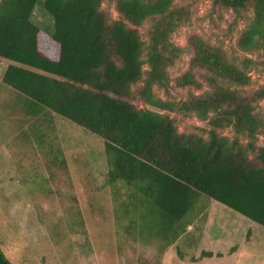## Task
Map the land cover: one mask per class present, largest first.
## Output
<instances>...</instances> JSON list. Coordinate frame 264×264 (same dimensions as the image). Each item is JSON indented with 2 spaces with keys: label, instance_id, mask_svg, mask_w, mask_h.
<instances>
[{
  "label": "trees",
  "instance_id": "1",
  "mask_svg": "<svg viewBox=\"0 0 264 264\" xmlns=\"http://www.w3.org/2000/svg\"><path fill=\"white\" fill-rule=\"evenodd\" d=\"M104 1L0 0V60L8 62L3 82L30 100L31 114L50 110L102 138L111 165L107 182L122 181L131 190L124 215L143 209L139 220L167 246L187 233L201 196L264 227V147L256 144L264 128L257 112L264 85L252 94L242 91L251 84L253 60L239 67L221 48L193 35L186 47L191 68L176 84L200 89L198 72L209 91L164 101L154 87L169 90V69L185 52L172 36L190 21V9L176 7L175 0H116L120 18L113 20L102 9ZM214 3L237 17L252 6L254 18L239 47L264 56V0ZM37 6L53 18V35L33 21ZM146 24L148 42L139 31ZM141 82L138 96L154 110L133 103L132 88ZM163 112L206 122L208 138L180 132ZM230 127L234 139L222 135ZM0 264H12L1 247Z\"/></svg>",
  "mask_w": 264,
  "mask_h": 264
},
{
  "label": "rangeland",
  "instance_id": "2",
  "mask_svg": "<svg viewBox=\"0 0 264 264\" xmlns=\"http://www.w3.org/2000/svg\"><path fill=\"white\" fill-rule=\"evenodd\" d=\"M175 6L190 9L192 17L172 36L185 52L169 69L168 92L154 87L157 98L179 102L189 93L209 91L198 72L200 89L176 84L191 68L192 54L186 47L193 35L221 48L239 67L253 60L248 70L251 84L242 89L244 94L264 85L263 53L239 47L254 18L252 6L240 17L214 0H175ZM102 9L113 20L120 18L116 0H105ZM33 21L53 35V18L41 6L36 7ZM139 31L148 42L149 24ZM7 66L1 59L0 247L12 264H264V227L207 197L198 199L188 216L192 225L171 246L139 220L138 211L143 209L132 207L125 216L123 205L131 203V190L122 181L107 182L111 165L104 140L50 110L31 114L26 105L30 100L3 82ZM143 84L132 88L133 103L154 110L138 96ZM257 112L264 119V101L258 103ZM163 113L175 120L180 132L208 138L206 122ZM222 135L234 139L236 133L230 127ZM241 141L247 143L245 137ZM256 144L264 147V128ZM136 215L138 223L132 224ZM204 251L214 257H203Z\"/></svg>",
  "mask_w": 264,
  "mask_h": 264
}]
</instances>
